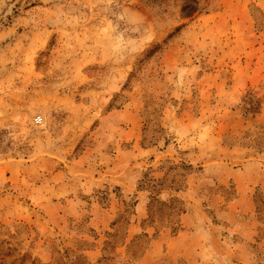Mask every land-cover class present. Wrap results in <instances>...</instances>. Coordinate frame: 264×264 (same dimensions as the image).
Listing matches in <instances>:
<instances>
[{"label":"rangeland","instance_id":"374dc122","mask_svg":"<svg viewBox=\"0 0 264 264\" xmlns=\"http://www.w3.org/2000/svg\"><path fill=\"white\" fill-rule=\"evenodd\" d=\"M0 264H264V0H0Z\"/></svg>","mask_w":264,"mask_h":264},{"label":"crops","instance_id":"0c3cea01","mask_svg":"<svg viewBox=\"0 0 264 264\" xmlns=\"http://www.w3.org/2000/svg\"><path fill=\"white\" fill-rule=\"evenodd\" d=\"M244 75H245V73H244ZM244 82H245V81H244L243 78H238V83H242V86H241V87L244 86V84H243ZM241 87H240V88H241ZM238 88H239V87H238ZM239 93H241V92L238 91V94H239Z\"/></svg>","mask_w":264,"mask_h":264}]
</instances>
